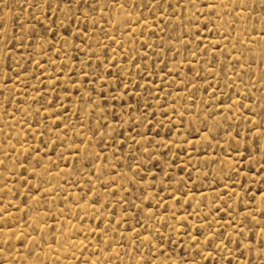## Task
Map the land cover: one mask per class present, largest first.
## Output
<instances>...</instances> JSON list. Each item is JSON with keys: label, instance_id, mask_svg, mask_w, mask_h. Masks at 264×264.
Returning <instances> with one entry per match:
<instances>
[{"label": "rangeland", "instance_id": "obj_1", "mask_svg": "<svg viewBox=\"0 0 264 264\" xmlns=\"http://www.w3.org/2000/svg\"><path fill=\"white\" fill-rule=\"evenodd\" d=\"M0 264H264V0H0Z\"/></svg>", "mask_w": 264, "mask_h": 264}]
</instances>
